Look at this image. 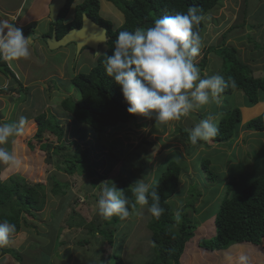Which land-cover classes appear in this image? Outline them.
<instances>
[{
    "label": "rangeland",
    "instance_id": "obj_1",
    "mask_svg": "<svg viewBox=\"0 0 264 264\" xmlns=\"http://www.w3.org/2000/svg\"><path fill=\"white\" fill-rule=\"evenodd\" d=\"M82 1L76 0L75 3ZM100 5L101 14L105 18L112 20L116 26L122 25L123 16L117 7L114 8L113 1L101 0ZM234 23L235 28L230 30ZM261 25H264V0H221L205 15V26L201 33L203 46L195 60L201 75H223V58L219 56L217 44L225 40L223 34L228 32L226 44L238 49V56L252 66L255 76L264 77V48L259 47H264V28ZM106 48L107 45L101 49V54ZM34 51V63H30L22 75L12 66L23 85L29 88L24 91L21 89L20 92L15 89L3 92L0 89V123L18 122L22 116L27 118L24 134L13 138L15 143L5 145L20 156L23 166L20 169L0 166L2 180L16 177L29 185L42 184L45 204L42 209L34 210V215L22 211L21 229L4 246L20 251L22 260L19 262L10 253H3L0 247V264H110L117 254L125 264H147L154 255V243L150 239L148 227L151 214L147 212V206L138 204L133 218H126L117 226L123 236H118L112 245L100 233H94L87 227L96 218H101L97 210L101 183L108 181L111 184L112 181L121 189L124 182H129L128 165L125 166L127 158H132L134 163L138 160L146 163V169L151 171L146 180L143 172L137 171L135 166L131 165L129 169L135 172L138 180L143 179L151 184L158 179L159 170L168 159L179 161L183 168L180 191L184 192L172 199L176 211L186 203L188 193L202 194L195 202L199 211L193 208L188 210L190 217H194L199 226L195 237L188 243L182 264H241V256L246 257L244 264H264V241L262 246L243 242L220 251H210L199 245L200 239L210 238L213 232L215 234L216 216L221 200L227 194L228 180L237 179L231 193L233 195L264 172V132L246 127L249 119L260 115L264 98L252 107L243 106L246 96L242 90H236L232 94L224 93L221 104L212 103L191 111L180 120L163 124L155 118L138 115L137 122L120 123L116 128L107 129L101 140L94 137L93 133L83 138L80 132L86 134L87 128L84 125L79 128L73 118L65 114L60 104L68 95L78 96L72 77L77 73L88 72L95 66L97 59L90 50H83L76 60L74 58L79 55L78 50L75 53L74 49L65 46L56 50L47 46L43 53L40 50L37 52L35 46ZM205 53L209 63L204 67L201 60ZM11 86L20 87L17 83ZM236 106L241 107L242 121L238 135L226 143L219 144L211 138L192 145L182 133H176L178 128L189 132L207 115H213L219 121L223 110ZM242 107H245L244 111ZM40 112L56 114L64 129V139L59 141L56 135L46 132L45 143L37 142L38 123L35 118ZM30 139L34 140L35 146L31 145ZM145 139L151 144L145 143ZM73 141H77L82 150H89L91 167L105 176L97 179L93 187L91 181L94 180L86 173L77 170L70 174L58 168L68 165L65 154L75 153L76 145ZM46 144L51 146L49 153L44 146ZM58 144L64 145L63 148L57 150ZM111 151L119 155L120 159L116 160L110 155ZM108 158L114 160V165L106 173L110 166ZM205 159L210 160V166L219 175L217 181L208 179V172L203 165ZM51 176L60 182L65 193L54 194ZM220 179L224 180L222 187ZM211 201L214 203L211 204ZM211 206L213 215L203 221V215ZM24 216L28 219L27 225L24 224ZM120 238L124 240L122 246L120 244L121 248ZM82 241L84 244H81Z\"/></svg>",
    "mask_w": 264,
    "mask_h": 264
},
{
    "label": "trees",
    "instance_id": "obj_2",
    "mask_svg": "<svg viewBox=\"0 0 264 264\" xmlns=\"http://www.w3.org/2000/svg\"><path fill=\"white\" fill-rule=\"evenodd\" d=\"M75 1H67L66 6L59 14L58 21L56 23L51 22L50 29L42 35V38L46 40L48 36H51L54 27L57 28L58 37H62L71 28L80 26L83 13H87L95 21L107 27L108 40L104 43L107 45L106 51L98 57L95 55L94 58L97 59L96 64L88 72H81L72 77L71 81L78 89V96L68 95L60 104L65 114L72 117L79 128L82 125L87 128L86 134L80 132L81 137L84 138V136L87 137L88 133H91V135L93 133L94 137L101 140L102 134L107 129L116 128L120 123L124 125L130 122H137L139 117L127 112L128 105L124 101L120 88L106 75L103 66L106 55H111L114 49V41L119 32L134 31L138 27L146 28L151 26L157 18L165 15H174L177 12L186 13L188 7L194 5L197 7L199 14L203 16L202 21L195 29L201 34L205 26L206 13L216 7L221 0H111L125 15L124 23L118 27H115L113 21L104 18L101 14L100 0H83L77 4ZM235 24L232 25L231 29L235 28ZM242 24L244 25V23ZM227 34L228 32L223 34L225 40H227ZM225 40L221 44H217L219 56L223 58V76L226 80L235 81L236 86L229 87L224 93L232 94L236 90H242L246 96L245 105L252 107L260 99L264 98V77L255 76L252 66L244 62L238 56L236 47L226 44ZM211 47L212 45L208 49L211 50ZM259 47L264 48L262 46ZM208 63L209 60L205 53L201 60V65L205 67ZM0 71L11 77L12 83H17L20 86L18 88H3L1 89L3 92H9L13 89L20 92L21 89L24 91L29 88L23 85L15 71L3 59H0ZM48 113L40 112L35 118L38 123L36 132L37 142L40 144L45 143L44 136L46 132L56 135L59 141L65 137L64 129L60 125L56 114L53 112ZM241 121L242 110L240 106L223 110L218 121L219 134L213 137L212 140L219 144L232 140L238 135ZM161 123L165 124V122ZM246 127L254 131L264 132V109L260 115L249 119L246 122ZM177 131L182 133V136L186 140L190 141L187 130L178 128L176 133ZM33 142L34 140L30 139L31 145L35 146ZM73 142L76 145L75 153L72 155L65 154V162L68 165L65 167L59 166L58 168L70 174H74L77 170L86 173L88 177L94 180L91 181L93 187L97 179L104 178L105 176L100 175L91 167L89 150H82L77 141ZM144 142L151 144L146 139ZM44 146L48 148L49 153L51 146L47 144ZM63 146L58 144L56 148L60 150ZM51 154L52 151L50 152ZM110 155L115 157L116 160L120 159V156L113 151L110 152ZM132 160V158H127V161H125V166L128 165L126 168L129 173V182H124L121 187L124 196L129 200L130 215L127 217L129 220L133 218L132 215L138 208V203L133 194V184L138 180V177L129 167L133 165L137 171L143 172L145 180L151 175V171L146 169L147 165L145 162L142 163L143 161L138 160V162L134 163ZM113 162V159L108 158L110 166L106 170V173L111 170V167L114 165ZM203 165L208 172V179L213 182L217 181L219 175L210 166V160L205 159ZM162 167L159 170L158 179L152 185L157 188L161 199V207L165 209V212L159 218L151 215L148 223L151 234L150 239L154 243V255L147 264H182L188 243L195 237L199 226L194 217H190L188 210L189 208H193L195 211H199V208L196 209L195 207V202L199 200L202 194L200 192L197 195L191 194V192L188 193L186 203L179 210L181 214L180 220L177 221L176 213L178 211L175 210L172 199L184 192V190L180 191L183 168L177 159H168ZM1 173L2 169L0 166V220H6L15 224L17 232L21 229L23 223V219L20 216L22 211L34 215V210L42 209L45 204V192L40 183L29 185L16 177L2 180ZM50 178L53 180L52 189L54 194L65 193L60 182L54 176ZM219 182H221L220 186H223V180L220 179ZM236 183L237 179L235 178L229 180L227 194L221 200L216 216V234H211L210 238L203 237L200 239L199 245L201 247L210 250H224L230 245L243 242L262 246L264 241V172L238 193L231 195ZM149 203H151L150 198ZM206 204H204L205 207H207ZM212 209L211 206L206 210L205 215L202 217L203 221L209 220L213 215ZM16 210L17 213H15ZM124 219L116 216L111 219L96 218L93 223L87 224V227L94 233H100L112 245L113 241L118 239V236H123L120 230L117 229V226ZM24 220V224L27 225L28 219L25 216ZM119 240V242L122 241L119 243V247L121 248L124 240H121V238ZM81 244H84V241ZM2 250L3 253H10L19 262L23 258L22 253L14 247H2ZM110 256L111 254L109 253ZM110 264H125V262L117 254L114 255L113 261Z\"/></svg>",
    "mask_w": 264,
    "mask_h": 264
},
{
    "label": "clouds",
    "instance_id": "obj_3",
    "mask_svg": "<svg viewBox=\"0 0 264 264\" xmlns=\"http://www.w3.org/2000/svg\"><path fill=\"white\" fill-rule=\"evenodd\" d=\"M113 5L114 8L117 7L114 3ZM116 9L123 16L124 23V13L119 7ZM202 19L197 7L190 5L186 13L165 15L155 19L146 28L119 32L114 41V49L111 55H106L103 66L106 75L120 88L129 114L155 118L160 122L180 120L191 111L212 103L221 104L225 90L236 86L235 81L226 80L219 73L201 75V69L195 60L203 46V38L195 29ZM51 36L46 38V42ZM31 46L32 35L25 36L22 28L6 18H0V59L9 62L28 59L31 56ZM95 53L98 57L101 50ZM26 121L27 118L22 116L18 122L0 123V165L10 169H20L23 166L20 156L5 145L15 143L13 138L24 134ZM218 134V121L213 115H207L189 130L188 138L192 145H196ZM101 185L97 201L98 214L105 219L114 216L127 218L130 215L129 200L124 196L123 190L112 181L111 184L105 181ZM133 185L136 202L147 206V212L159 218L165 209L161 207L157 188L143 179L137 180ZM180 217L178 211L177 221ZM15 232V224L0 221L1 250L8 245ZM245 260L246 257H240L241 264Z\"/></svg>",
    "mask_w": 264,
    "mask_h": 264
},
{
    "label": "crops",
    "instance_id": "obj_4",
    "mask_svg": "<svg viewBox=\"0 0 264 264\" xmlns=\"http://www.w3.org/2000/svg\"><path fill=\"white\" fill-rule=\"evenodd\" d=\"M51 1L52 0H0V18H6L17 27L22 28L25 36L32 35L31 56L24 60L7 61L10 67H15L17 73L20 75L23 74L24 69L30 67V63H34L35 46L37 47V52L38 50L42 51V53L46 51L48 45L46 40L42 39V35L48 32L51 27V19L49 17ZM262 27L264 28V25H262ZM64 58L66 60L67 56ZM14 84L15 83H12L11 77H8L0 71V89L8 88V85L11 86ZM243 106H245V103ZM242 108L244 111L245 107ZM261 111L262 110H260L259 113Z\"/></svg>",
    "mask_w": 264,
    "mask_h": 264
},
{
    "label": "water",
    "instance_id": "obj_5",
    "mask_svg": "<svg viewBox=\"0 0 264 264\" xmlns=\"http://www.w3.org/2000/svg\"><path fill=\"white\" fill-rule=\"evenodd\" d=\"M68 0H52L50 3V19L56 23L61 10L66 6ZM108 40L107 27L93 20L87 14L83 15L81 27H73L62 37H58L57 28L54 27L52 36L47 39L48 47L51 50L67 46L69 43H76L78 50L83 46L91 47L98 52L100 44Z\"/></svg>",
    "mask_w": 264,
    "mask_h": 264
},
{
    "label": "flooded vegetation",
    "instance_id": "obj_6",
    "mask_svg": "<svg viewBox=\"0 0 264 264\" xmlns=\"http://www.w3.org/2000/svg\"><path fill=\"white\" fill-rule=\"evenodd\" d=\"M84 14H87V13H83V15H84ZM87 15H88V14H87ZM72 16H73V15H72ZM88 16H90V15H88ZM90 17H91V16H90ZM91 18H92V17H91ZM92 19H93V18H92ZM82 23H83V18H82V22H81L80 26H77V27H81V26H82ZM105 45H106V44L101 43V44H100V47H99V50H101ZM65 47H66V48H69V49H74V50H75V53H76V49L78 50V48H77V44L74 43V42L69 43V44H68L67 46H65ZM83 50H90L91 52L94 53V55L97 56V54L95 53V50H94L93 48L88 47V46H83L80 50H78L79 55H76L74 59L78 60L79 57H80V54L83 52ZM99 50H98V52H99ZM77 74H78V73H77Z\"/></svg>",
    "mask_w": 264,
    "mask_h": 264
},
{
    "label": "bare ground",
    "instance_id": "obj_7",
    "mask_svg": "<svg viewBox=\"0 0 264 264\" xmlns=\"http://www.w3.org/2000/svg\"><path fill=\"white\" fill-rule=\"evenodd\" d=\"M105 18V17H104ZM94 20V19H93ZM108 34V33H107ZM105 42H103V44H104ZM76 87V86H75Z\"/></svg>",
    "mask_w": 264,
    "mask_h": 264
}]
</instances>
